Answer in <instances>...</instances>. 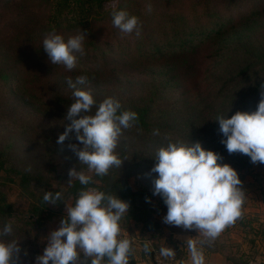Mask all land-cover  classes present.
<instances>
[{"label": "rangeland", "instance_id": "rangeland-1", "mask_svg": "<svg viewBox=\"0 0 264 264\" xmlns=\"http://www.w3.org/2000/svg\"><path fill=\"white\" fill-rule=\"evenodd\" d=\"M153 1L156 5L158 0ZM245 1L247 2L212 0L210 5L217 6L223 15L230 18L228 21H238L241 19L242 12H248L249 7H260L263 0ZM189 2H182L181 5L185 6ZM230 6L232 7L229 8ZM48 10L49 5L46 0H0V54L14 53L17 57L12 61L13 65L5 62L0 63V68L7 65L12 71L6 80L0 79V150L10 154L7 163L13 165L16 163L28 173L41 175L42 178L33 176L34 180H37L38 184L47 180V184H44L43 187L60 189L59 192L63 194V202L71 205L72 198L64 196V190L70 179L69 170L75 167L77 171L82 168L88 175L93 172H88L87 167L80 165L79 162H73V151L68 145L79 143L75 140L74 132L63 144L57 143L59 134H62L66 125L71 123V121L65 120L67 110L61 112L56 102L59 95L65 96L73 92V89L66 83L68 78L74 82L83 70L87 76L98 80L97 83L88 80L87 85L81 86L90 89L94 99L102 100L109 96L118 98L138 93V79L151 69L158 70L161 64L168 63L170 60L169 64L172 66V70L169 72L170 76H174V78L159 92L161 96L157 97L156 102L158 103L154 105L156 113L159 111L158 114L162 120L161 131L164 132L163 135L167 136H170L172 131L164 125L169 124L168 117H174L176 107L186 104V101L192 103L201 100L205 90L207 92L205 97L213 96L216 90H212L211 93L207 88H202V85H205L212 76L209 71L213 65L207 61L204 62L205 54L210 50L209 47L197 48L192 52L193 56L189 55L186 60H183L181 54L176 52L178 48L168 47L163 52L158 50L159 48H151V46L137 49L132 47L131 42L125 40L128 36L123 33L116 34L113 31V26H107V23H103L104 21H96L98 24L96 35L101 41L109 43L120 40L111 46L113 53H107L105 59L100 58V61L77 62L76 68L71 71H68L63 65H53L42 45L46 32L40 27V25L44 26L48 18ZM256 22L255 26L253 24L250 30H244L243 33L261 37V17L256 19ZM30 27H32L33 33L43 34V36L35 35L40 37L38 42L32 37L35 51L34 48L30 50L29 44L25 42L27 37L25 35ZM57 34H61L67 39L77 33H58L57 31ZM115 38H117L116 41ZM241 52L243 53V50ZM179 55L181 60L176 61ZM183 68L189 69L184 70ZM4 70L6 72L7 69ZM91 73H97V76H93ZM251 74V79L247 83L252 84L260 79L261 73ZM23 76L24 78L28 77V82L24 80ZM21 92H24V95ZM57 125L60 127L58 128ZM51 130H57L51 140H54V148L58 147L59 150H54L52 144L49 147L40 141L48 135L52 136ZM59 145L64 146L62 148ZM68 155L71 158H68ZM126 156L127 154L124 153L122 159L127 158ZM7 163L6 167H8ZM128 167H130V163H128ZM256 170L259 171V169ZM9 175L13 174L0 169V189L11 205L12 215L10 218L16 226L24 229L21 234V242H26V245H37L39 255H41L47 246L48 234L59 228L61 217L65 215L66 205L63 202H57L56 205L46 203L42 213L40 211V222L37 221V214H33L37 189L35 188L31 193L30 188L24 189L17 182L16 176H13V181L6 180L5 177ZM239 177H241V187L244 190L242 214L247 222L240 223L237 220L233 225L228 226L211 246H204L203 249L207 251L208 247L211 250L221 251L222 257L229 258L231 262L238 264H264V169L261 167L259 176L254 172L239 175ZM128 181L133 189L139 187L150 189V180L146 181L141 171L130 175ZM150 203L155 209L154 216L162 229L160 233L142 231L141 227L133 221L121 222L123 227L135 237L134 256L148 264H157L159 249L162 246H169L175 249L176 255L174 259L165 260L167 263L175 264L177 261L182 263L185 258L186 262L190 263V258L186 257L183 247L187 246L185 244L187 238L195 239L198 233L195 230H186L182 227L165 224L163 217L167 213V206L161 197L158 198V195H153L150 198ZM29 214L33 216V222L28 224L26 220ZM145 243L150 244L152 254H146L143 251ZM180 250L183 251V255ZM209 260L210 258L205 257L206 264H209ZM216 260H214V264L219 263V259ZM31 263L35 264V260L33 259Z\"/></svg>", "mask_w": 264, "mask_h": 264}, {"label": "trees", "instance_id": "trees-1", "mask_svg": "<svg viewBox=\"0 0 264 264\" xmlns=\"http://www.w3.org/2000/svg\"><path fill=\"white\" fill-rule=\"evenodd\" d=\"M46 1L49 5L48 18L44 26L40 25L44 32L48 33L53 30L58 31V33L71 34L78 33L80 30L84 32L86 36L84 40L85 55L78 56V63H84L88 60L91 62L100 61V58L105 59L107 53H113L111 46H114L120 40L116 41L117 38H115L116 42L109 43L98 39L96 35L98 24L96 21H104L103 23H107V26H113L111 13L113 7H115L117 10H127L130 15L138 17L140 21L141 36L137 38L135 33L126 35L128 38L125 40L131 42L133 48L151 46V48H159L158 50H161V52L168 47L178 48L176 52L181 54L183 60H186L189 55L190 57L193 56L192 52L197 48L207 46L210 50L206 52L204 62L207 61L213 65L209 71L212 74L211 79L205 85L203 84L202 88H207L211 93L215 89L214 95L208 98L205 97L207 94L205 90L204 97L202 96L201 100L192 103L186 101V104L176 107L174 117H168L169 124L164 125L172 131L170 136L163 135L164 132L161 131L162 120L159 117V111L156 113L154 107L155 103H158L156 102L157 97L161 96L159 92L174 78V76H170L172 70V66L169 64L170 60H168V63L161 64L158 70L151 69L138 79V93L118 97L117 99L121 102L123 109L135 111L139 118L136 126L128 130H122V135L119 137L116 153L121 160H123L124 153L127 154V158H124L120 168H111L106 176H96L94 172L90 174L94 183L83 186L77 180L73 181L71 187L67 186L64 190V196L72 198L71 205L74 204L79 190L85 187H95L105 193L117 195L118 198L129 203V211L120 221V226L123 227L121 222L133 221L141 227L142 231L160 233L162 229L154 216L155 209L150 203V198L154 195V180L158 174L151 170L156 163L154 159L156 151L167 144L166 136L173 141L180 139L186 143L188 141L190 143L200 142L205 150L214 151L222 157V160H219L218 163L229 164L237 171L238 175L255 172L259 176L261 167L264 169V164H253L250 157L241 153L229 154L225 145L221 143V140L225 137L219 131V124L215 120L219 115H227L230 118L237 111L251 114L257 109L260 100V85L264 83V0L261 1L260 7H249L248 12H242L241 19L238 21H228L230 18L223 15L220 9H217V6L210 5L212 0H158L156 5L153 0ZM186 1L190 2L182 6L181 3ZM148 3H151L153 7L151 13L146 11L145 6ZM260 17L261 37H256L251 33H243L244 30H250L253 24L255 26L257 24L256 19ZM31 28L25 35L28 42L24 39L29 44L27 45L30 50L35 45L32 37L38 42L40 37L35 35L43 36V34L33 33ZM113 31L118 35L121 33L114 26ZM16 58L14 53L8 54L6 52L0 54V63L5 62L13 65L12 61ZM180 60L179 55L176 61ZM4 69H7L6 72H4ZM183 69L187 70L189 68ZM254 72L261 73L259 75L260 79L252 82V84L247 83L251 79V73ZM11 73L12 71L7 65L1 67L0 79L6 80ZM80 73V75H86L83 70ZM96 74L91 73L93 76H97ZM24 80L28 82V77L25 76ZM88 80L98 82V80L89 76ZM21 93L24 95V92ZM95 100L101 102L103 99L95 98ZM56 102L61 112L67 110V107L73 102L72 93L65 96L59 95ZM94 112L95 108H93V114ZM60 114L63 115V113ZM57 127L60 126L57 125ZM154 129H159V136L153 135ZM51 131L53 132L52 136L48 135L40 141L46 143L49 147L52 144L54 150H59L58 147L54 148V140H51L57 130ZM59 146L63 148L64 145ZM5 154V151L0 150V169L13 174L5 177V179L13 181V176H16L18 178L17 182L24 189L30 188L31 193L34 192L35 188L37 189L33 214H37L36 220L40 222V211L42 213V209L46 204L43 200L44 191L55 193L61 190L58 188H44L43 185L47 184V180L42 182V185L38 184L33 176L42 178L41 175L36 174V176L28 173L16 163L14 165L7 163L10 154L4 156ZM68 158H71V156L68 155ZM72 158L73 162H79L74 152ZM6 163L8 167L5 166ZM128 163H130V167H128ZM255 166L259 171L255 169ZM140 171L146 181L150 180V189L145 187L133 189L131 187L128 177ZM159 197L161 196L158 195ZM161 200L163 201L162 197ZM11 215V205L0 189V228L6 222H11L13 225L12 235L3 239L6 241L20 240L19 264H32L33 259L35 260L39 255V249L37 245H26V242H21V234L24 229L14 224L10 218ZM63 217L64 215L61 218ZM32 218L33 216L29 214L26 223H32ZM237 220L240 223L247 222L243 214ZM133 242L132 249L134 248ZM207 251H211V249L207 247ZM25 253L27 254L25 255ZM180 253L183 255V251L180 250ZM150 254H152V251ZM134 255L133 252L129 264H135L138 259H141Z\"/></svg>", "mask_w": 264, "mask_h": 264}, {"label": "clouds", "instance_id": "clouds-1", "mask_svg": "<svg viewBox=\"0 0 264 264\" xmlns=\"http://www.w3.org/2000/svg\"><path fill=\"white\" fill-rule=\"evenodd\" d=\"M145 7L148 13L152 12L151 3ZM111 15L113 26L121 33L141 36L138 17L115 7ZM85 38L82 30L67 39L53 30L45 34L42 45L51 64L63 65L71 71L77 66L78 56L85 55ZM88 82L87 75L77 76L74 82L67 79L68 87L73 89V102L67 107L65 120L71 123L59 134L57 143L63 144L74 132L79 143H70L68 147L88 172L103 177L111 168L121 167L123 160L116 153L119 137L122 130L136 126L139 118L135 111L123 109L113 96L97 102L90 89L81 87ZM260 89L256 111L251 114L237 111L230 118L219 115L215 120L225 137L221 143L228 153L247 155L253 164H264V83ZM153 135L159 136V129H154ZM165 139L166 146L154 155L156 163L151 171L158 176L153 194L160 195L167 206L165 224L198 233L195 239L190 237L185 241L190 264H206L203 247L211 246L242 215V181L233 167L218 163L222 160L218 153L205 150L200 142L173 141L167 136ZM68 176L69 187L77 180L83 186L94 183L82 168L79 171L71 168ZM43 200L56 205L63 202V194L44 191ZM64 204L65 215L60 226L48 234L47 246L36 257L35 264H129L132 241L121 238L120 226L129 211L128 202L95 187H85L77 193L74 204ZM12 233L11 222L0 228V264H19L20 240L3 239ZM143 251L151 253L149 243L144 244ZM175 255L174 248L162 246L157 264L174 259Z\"/></svg>", "mask_w": 264, "mask_h": 264}, {"label": "crops", "instance_id": "crops-1", "mask_svg": "<svg viewBox=\"0 0 264 264\" xmlns=\"http://www.w3.org/2000/svg\"><path fill=\"white\" fill-rule=\"evenodd\" d=\"M183 248L185 250L186 257L188 258L189 257V253H188V250H187V246H185ZM202 250H203V252H206L205 253V257L208 258V259L210 258V260L208 261L209 264H214L213 262H214V260L217 261L216 259H219V263L218 264H238L237 262H235V263L231 262L229 260V258L225 259L224 257H222L221 251H218V250L206 251L204 249H202ZM220 258H224V259L222 260ZM135 264H148V263L145 262L142 259H138ZM165 264H170V263H167V261H166ZM175 264H179V262L177 261ZM180 264H190V263H187L186 262V258H185V259L182 260V263L180 262Z\"/></svg>", "mask_w": 264, "mask_h": 264}, {"label": "built area", "instance_id": "built-area-1", "mask_svg": "<svg viewBox=\"0 0 264 264\" xmlns=\"http://www.w3.org/2000/svg\"><path fill=\"white\" fill-rule=\"evenodd\" d=\"M121 238H128L130 239L131 241H135V237H133L130 232L121 226ZM166 261H163V264H165ZM157 263V261H156Z\"/></svg>", "mask_w": 264, "mask_h": 264}]
</instances>
